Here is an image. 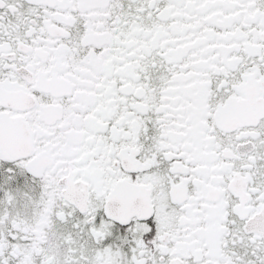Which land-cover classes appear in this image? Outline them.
Listing matches in <instances>:
<instances>
[{
	"label": "snow or ice",
	"instance_id": "6c2138e0",
	"mask_svg": "<svg viewBox=\"0 0 264 264\" xmlns=\"http://www.w3.org/2000/svg\"><path fill=\"white\" fill-rule=\"evenodd\" d=\"M0 264H264V0H0Z\"/></svg>",
	"mask_w": 264,
	"mask_h": 264
}]
</instances>
